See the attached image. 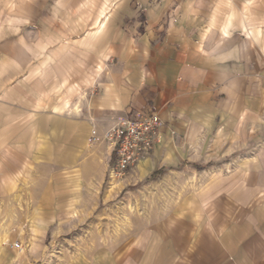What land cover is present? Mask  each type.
Listing matches in <instances>:
<instances>
[{"label":"crops","instance_id":"0c3cea01","mask_svg":"<svg viewBox=\"0 0 264 264\" xmlns=\"http://www.w3.org/2000/svg\"><path fill=\"white\" fill-rule=\"evenodd\" d=\"M66 82L81 97L75 108L65 101L68 119L47 121V83L57 93ZM139 111L158 113L165 125L124 185L147 182L160 170L183 179L191 171L183 168L196 162L251 164L231 175L246 179L231 193L241 217L225 224L214 217L199 230L196 249L183 245L181 262L166 251V264H264V199L254 204L259 193L264 198V150L254 154L264 145L256 136L264 131V0H0L2 172L44 162L47 146L71 167L80 154L102 149L99 176L106 179L111 148L91 142L92 130L103 133ZM111 264H123L120 246Z\"/></svg>","mask_w":264,"mask_h":264},{"label":"rangeland","instance_id":"374dc122","mask_svg":"<svg viewBox=\"0 0 264 264\" xmlns=\"http://www.w3.org/2000/svg\"><path fill=\"white\" fill-rule=\"evenodd\" d=\"M62 63L63 70H69L68 62ZM74 84L63 83L54 93L53 83H47L51 85L45 103L47 121L51 116L68 119L71 115L65 101L72 105L82 94L70 90ZM55 105L63 111L53 112ZM75 111L81 116L82 108ZM256 136L264 138V131ZM49 149L44 162L19 163L11 175L2 172L0 164V264H111L117 246L123 264H166V251L178 257L188 241L196 249L194 243L203 235L199 230L214 217H221L225 224L244 211L233 203L231 193L246 179L231 175L251 168L245 161L224 158L190 163L183 168L191 170L186 178L166 177L160 170L147 182L124 185L121 180L130 171L119 178L99 176L104 165L102 149L80 154L72 167L54 146ZM263 150L264 145L255 146L254 154ZM253 164L256 171L261 170L262 162ZM85 168L90 170L88 176ZM250 180L255 183L262 178ZM255 199L260 206L263 194ZM83 201L90 206L80 205Z\"/></svg>","mask_w":264,"mask_h":264},{"label":"built area","instance_id":"2783aa9c","mask_svg":"<svg viewBox=\"0 0 264 264\" xmlns=\"http://www.w3.org/2000/svg\"><path fill=\"white\" fill-rule=\"evenodd\" d=\"M164 125L156 112H129L115 119L103 133L93 129L90 141L111 148L109 177L119 178L153 153Z\"/></svg>","mask_w":264,"mask_h":264},{"label":"trees","instance_id":"16d2710c","mask_svg":"<svg viewBox=\"0 0 264 264\" xmlns=\"http://www.w3.org/2000/svg\"><path fill=\"white\" fill-rule=\"evenodd\" d=\"M153 176H154V174H153Z\"/></svg>","mask_w":264,"mask_h":264}]
</instances>
